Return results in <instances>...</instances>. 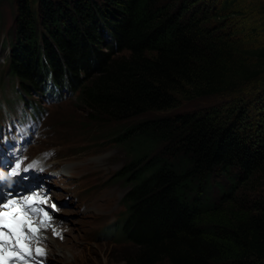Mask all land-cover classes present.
<instances>
[{
	"label": "trees",
	"instance_id": "obj_1",
	"mask_svg": "<svg viewBox=\"0 0 264 264\" xmlns=\"http://www.w3.org/2000/svg\"><path fill=\"white\" fill-rule=\"evenodd\" d=\"M239 1L13 0L25 94L51 71L84 122L129 126L124 264H264V5ZM222 95L239 96L237 116L158 115Z\"/></svg>",
	"mask_w": 264,
	"mask_h": 264
},
{
	"label": "rangeland",
	"instance_id": "obj_2",
	"mask_svg": "<svg viewBox=\"0 0 264 264\" xmlns=\"http://www.w3.org/2000/svg\"><path fill=\"white\" fill-rule=\"evenodd\" d=\"M243 6H252L256 9L264 5V0H240L239 1ZM254 9L252 13V17L259 18L258 15L255 14ZM254 12V13H253ZM16 17V10L13 5V0H0V52L5 51V47L9 43V36L11 34V29ZM3 65L0 64V77ZM7 85V84H6ZM5 92L7 93V97L11 98V91L13 90L12 82H9V88L5 87ZM254 94L253 92L251 93ZM68 97L67 101H60L58 105L53 108V113L50 116L49 124L53 126L55 129L56 136L54 139L57 142H62L66 140H76L79 136V131H73L71 135H68V130H66L61 124H59L60 119L63 117L64 121L74 119L77 121H86L88 118V112H85L84 109L76 108L73 102H70L71 97ZM240 106L239 96L238 95H222V96H211L204 98H194V99H181V104L179 107L174 109L173 111L158 114L159 116L163 115H177L184 114L188 112H193L201 109H209V108H217L225 113H232L235 111L234 116L238 115V111ZM236 109V110H234ZM227 115V114H226ZM66 116V117H65ZM56 124V127H55ZM18 122L14 127L12 126L10 129L4 128L2 130V134L5 136L14 137L17 139V144L21 143L19 141L20 135L24 133L26 135L27 143L35 142L40 137L39 129H37L36 125H28L26 128L17 126ZM120 128L123 132H128L129 126L125 124H119ZM252 129H256V127H251ZM31 130V131H29ZM97 131V130H95ZM46 148H41L40 151H44ZM101 151L96 154L95 157L91 159L92 162L97 166L99 164L103 165H114L113 171H117L119 168H122L126 163L130 162L132 159H137L136 155L128 152L125 145L120 143H115V146H111L108 148H102ZM74 151V148H73ZM106 152V153H104ZM56 154V153H55ZM157 153H154V155ZM83 156L85 153L82 154ZM111 173V174H112ZM215 193H218L217 190H214L213 196L215 197ZM83 196H86V193H82ZM83 221H78V223H82ZM85 224H90L91 219L84 221ZM132 244L122 247H115L110 244L105 243L104 241H97L88 247L82 248H68L69 253L74 257L76 264H124V258L132 252Z\"/></svg>",
	"mask_w": 264,
	"mask_h": 264
},
{
	"label": "snow or ice",
	"instance_id": "obj_3",
	"mask_svg": "<svg viewBox=\"0 0 264 264\" xmlns=\"http://www.w3.org/2000/svg\"><path fill=\"white\" fill-rule=\"evenodd\" d=\"M17 168H19V165H17ZM17 173L15 171L12 172V175H16ZM4 199L7 201V203H5L3 206L5 208L9 207L10 204H15L16 201L9 199L7 195H5ZM55 207V205H53V208ZM32 212V213H36L39 212L41 210L39 209H35V208H26L24 210L25 215L28 214V212ZM6 213H0V232H2L5 228H7V220L4 219V217L6 216ZM45 216L48 215V213H44ZM13 221L16 223H19L20 225V229H21V236L27 235L29 233H31V229L28 226V221L27 220H17L16 217H13ZM6 235L13 237L14 238V244L12 245V251L16 254L15 258L20 259L23 257L25 250L24 249H19L17 248L18 244H19V240L16 239V234L13 233L10 229L7 231V233H5ZM0 248H8V244L7 242H4L3 244H0ZM37 253H41L40 249L36 250ZM30 254V252L28 253Z\"/></svg>",
	"mask_w": 264,
	"mask_h": 264
},
{
	"label": "bare ground",
	"instance_id": "obj_4",
	"mask_svg": "<svg viewBox=\"0 0 264 264\" xmlns=\"http://www.w3.org/2000/svg\"><path fill=\"white\" fill-rule=\"evenodd\" d=\"M66 256V255H65Z\"/></svg>",
	"mask_w": 264,
	"mask_h": 264
}]
</instances>
